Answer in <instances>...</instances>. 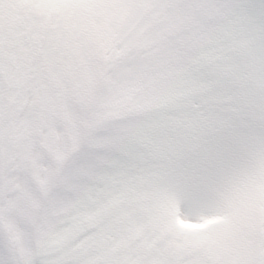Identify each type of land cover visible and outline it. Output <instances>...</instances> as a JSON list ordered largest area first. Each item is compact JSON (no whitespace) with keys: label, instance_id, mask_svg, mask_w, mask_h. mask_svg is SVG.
<instances>
[{"label":"snow or ice","instance_id":"snow-or-ice-1","mask_svg":"<svg viewBox=\"0 0 264 264\" xmlns=\"http://www.w3.org/2000/svg\"><path fill=\"white\" fill-rule=\"evenodd\" d=\"M0 264H264V0H0Z\"/></svg>","mask_w":264,"mask_h":264}]
</instances>
